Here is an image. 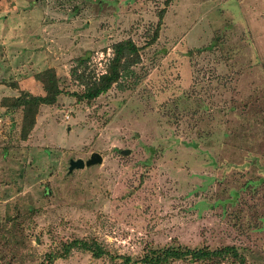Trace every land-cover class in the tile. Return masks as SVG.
<instances>
[{
  "label": "rangeland",
  "instance_id": "obj_1",
  "mask_svg": "<svg viewBox=\"0 0 264 264\" xmlns=\"http://www.w3.org/2000/svg\"><path fill=\"white\" fill-rule=\"evenodd\" d=\"M127 38L137 62L78 99ZM55 91L27 129L11 99ZM91 152L100 164L67 173ZM73 239L108 254L65 252ZM168 244L264 264V0H0V264H125Z\"/></svg>",
  "mask_w": 264,
  "mask_h": 264
},
{
  "label": "trees",
  "instance_id": "obj_2",
  "mask_svg": "<svg viewBox=\"0 0 264 264\" xmlns=\"http://www.w3.org/2000/svg\"><path fill=\"white\" fill-rule=\"evenodd\" d=\"M163 9L159 11L161 18ZM159 21V20H158ZM138 47L129 38L119 40L111 46V56L108 59L103 73L97 77L79 79L84 89L83 92L75 94L78 99L92 100L99 94L105 92L109 87L117 82L120 76L125 73L131 65L138 60ZM75 74V70L73 72ZM36 79L42 82L45 89L56 88L55 75L52 69H44L35 75ZM77 78V76H76ZM57 91L46 95H31L23 92L11 99L12 107H21L23 110V124L27 123L29 129L34 122V114L40 104H52ZM25 131H23V136ZM73 247L83 248L98 257L108 254L100 245L94 241L88 242L81 239H73L63 245L65 252ZM54 255L47 256V263L54 259ZM123 263L139 264H166L169 261L189 259L193 261H203L205 264H218L224 259H230L232 264H245V258L233 245H222L214 249L207 247L190 248L181 244H168L160 248H148L138 259L131 260L129 256L118 255Z\"/></svg>",
  "mask_w": 264,
  "mask_h": 264
},
{
  "label": "water",
  "instance_id": "obj_3",
  "mask_svg": "<svg viewBox=\"0 0 264 264\" xmlns=\"http://www.w3.org/2000/svg\"><path fill=\"white\" fill-rule=\"evenodd\" d=\"M121 153H128V150H121ZM102 158L101 155L97 152H91L87 159L83 160L82 158H69L67 165V173H70L73 169H81L84 167H89L94 164H100Z\"/></svg>",
  "mask_w": 264,
  "mask_h": 264
}]
</instances>
